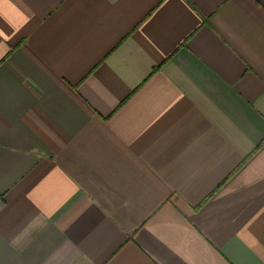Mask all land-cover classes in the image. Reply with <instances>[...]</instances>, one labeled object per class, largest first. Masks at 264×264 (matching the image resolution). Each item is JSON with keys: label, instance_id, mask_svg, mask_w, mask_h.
Here are the masks:
<instances>
[{"label": "crops", "instance_id": "obj_1", "mask_svg": "<svg viewBox=\"0 0 264 264\" xmlns=\"http://www.w3.org/2000/svg\"><path fill=\"white\" fill-rule=\"evenodd\" d=\"M0 264H264V0H0Z\"/></svg>", "mask_w": 264, "mask_h": 264}]
</instances>
